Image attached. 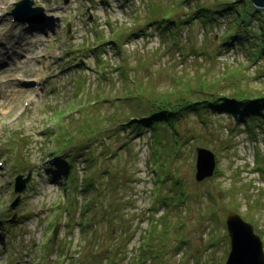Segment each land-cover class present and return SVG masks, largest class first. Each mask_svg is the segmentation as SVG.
<instances>
[{
	"label": "rangeland",
	"instance_id": "374dc122",
	"mask_svg": "<svg viewBox=\"0 0 264 264\" xmlns=\"http://www.w3.org/2000/svg\"><path fill=\"white\" fill-rule=\"evenodd\" d=\"M15 1L0 0V264H224L229 210L264 239L263 118L249 130L212 109L166 130L159 119L160 146L148 126L120 127L197 88L264 93V7L204 23L196 6L224 0H33L44 18L32 22H52L36 29ZM234 33L252 36L223 44ZM66 138L70 174L55 163ZM197 145L216 157L203 180ZM17 174H30L20 192Z\"/></svg>",
	"mask_w": 264,
	"mask_h": 264
},
{
	"label": "trees",
	"instance_id": "16d2710c",
	"mask_svg": "<svg viewBox=\"0 0 264 264\" xmlns=\"http://www.w3.org/2000/svg\"><path fill=\"white\" fill-rule=\"evenodd\" d=\"M237 1H239L242 4L240 6H236L233 0H224L221 2L219 1L215 5L214 3L197 5L195 9L196 10L195 14L196 16L204 15V18L202 20L204 23H206V22H212V21L219 20L221 15H223L225 11L228 12V10L234 9L235 16H240L241 11L246 10L247 5L251 7L255 5L252 0H237ZM257 8L259 7L257 6ZM187 18H190V17H186L185 21L188 20ZM166 24L167 26H170L171 24L178 26L177 22L173 21L172 18L169 19L166 22ZM261 28H262L261 30H263L261 32L262 36H260L259 38L261 40L255 41V44L259 46V49H257V51L259 53L264 54V22L261 23ZM136 33L137 31L134 32L133 34H136ZM251 36L252 34L241 35L239 33H234V34L229 35V37L227 36V39H224L223 44L232 46L233 44H236V41H239L241 44H244L246 42V39L250 38ZM195 91L198 93L196 94V96L190 95V93L195 92ZM192 92L188 91V95L175 96L174 98L169 97V98L161 100L160 102L153 101L150 107V112H148L147 114L140 115L136 119L135 117L133 118L129 117L127 122L125 121L121 122L120 127L122 126V128L125 129L126 125H129L130 123H133L132 124L133 126L131 125V128L134 127L135 130L139 129L141 125L148 126L149 129L152 130L153 132V137H155L156 143L158 144V146H160L161 143H160V139H158V134H159L158 129H159L161 122H159V119L168 120V124L163 125L165 130L166 128L168 129V126L169 127L172 126V128H176V125H175L176 120L179 119L180 117H183V115L188 114L191 111L192 112L197 111V113H200L201 111H204L207 109H212L215 111H226L228 113H231V115L234 116L238 122L244 123V125L248 127L247 128L248 130L250 128V124L252 123V121H258L263 118L260 122H264V93L250 97L249 95L238 94L237 92L230 94V95L217 94L215 92L204 90L202 88H197L193 90ZM134 129H132V131H134ZM70 139L71 138H66L67 144L65 143L66 145L58 148L60 152L59 154L61 156L58 157L57 160H55L56 161L55 163H59L60 166H62V172L64 174L72 173L71 170L73 168V165H71L73 164V162L67 161L66 159V155L68 154L66 149L69 147L67 145L68 144L70 145ZM80 153H78L76 156H78ZM111 153H114V152L111 151ZM63 157L64 159H60ZM87 158L88 157H86V160H88ZM93 163H96V162H92V164ZM60 166H55V167L51 166L50 169L52 170L53 173H55L56 169L59 168ZM53 175L57 176V174H53ZM170 176L171 175H169V173H165L163 175L165 179L170 178ZM72 180L74 181V176L71 178V181ZM89 181H92V180H89ZM95 182H96L95 183L96 185L94 183L91 184V187L95 186L94 188L95 197H93V202H98V198L100 194L99 179H97ZM175 183H179L178 177L175 178L174 185ZM177 193L181 194V199H180L181 201L186 196L184 191L182 192L180 191ZM152 244H154V242ZM152 244L146 245L147 246L146 252L152 249ZM137 263L138 262H136V264Z\"/></svg>",
	"mask_w": 264,
	"mask_h": 264
},
{
	"label": "water",
	"instance_id": "95a60500",
	"mask_svg": "<svg viewBox=\"0 0 264 264\" xmlns=\"http://www.w3.org/2000/svg\"><path fill=\"white\" fill-rule=\"evenodd\" d=\"M67 1V0H64ZM258 7H264V0H252ZM17 20L36 21L44 18V8L34 5L33 0H17L11 11ZM195 178L203 180L213 175L216 167L215 153L208 147L197 145ZM30 174L15 177L14 190L22 191ZM19 195L13 200L11 206L19 201ZM226 226L230 236V250L224 264H264V247L261 236L255 232L251 222L245 220L237 211L229 210L226 217ZM57 227L54 228V239Z\"/></svg>",
	"mask_w": 264,
	"mask_h": 264
},
{
	"label": "bare ground",
	"instance_id": "6f19581e",
	"mask_svg": "<svg viewBox=\"0 0 264 264\" xmlns=\"http://www.w3.org/2000/svg\"><path fill=\"white\" fill-rule=\"evenodd\" d=\"M15 19V18H14ZM17 20V19H16ZM19 22H23V21H19ZM25 22H30V26H31V28H36V29H38V28H41L42 29V27H50L51 26V24H52V22H50V21H44L43 23L42 22H32L31 23V21H28V20H26ZM32 30L33 29H29L28 30V36H26V38H30V37H34L35 35L34 34H32ZM29 32H30V34H29ZM25 38V39H26ZM20 61V60H19ZM3 67L2 66H0V69H2ZM3 71V70H2ZM30 84L31 83H28V84H20V85H22V86H20L21 88L19 89V92H26V90L28 91V90H32L33 89V86L31 87L30 86Z\"/></svg>",
	"mask_w": 264,
	"mask_h": 264
},
{
	"label": "flooded vegetation",
	"instance_id": "af4514ba",
	"mask_svg": "<svg viewBox=\"0 0 264 264\" xmlns=\"http://www.w3.org/2000/svg\"><path fill=\"white\" fill-rule=\"evenodd\" d=\"M258 234H260V233H258ZM260 236H261V238H262V235L260 234ZM262 240H263V244H264V239L262 238Z\"/></svg>",
	"mask_w": 264,
	"mask_h": 264
}]
</instances>
